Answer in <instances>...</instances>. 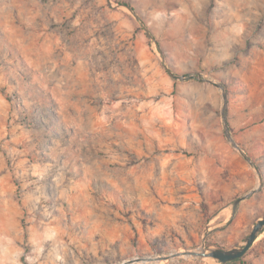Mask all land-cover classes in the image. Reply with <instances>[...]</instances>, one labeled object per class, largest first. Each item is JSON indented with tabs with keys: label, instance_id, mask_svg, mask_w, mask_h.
<instances>
[{
	"label": "rangeland",
	"instance_id": "1",
	"mask_svg": "<svg viewBox=\"0 0 264 264\" xmlns=\"http://www.w3.org/2000/svg\"><path fill=\"white\" fill-rule=\"evenodd\" d=\"M92 211L85 264L243 244L264 217V0H0V264H61ZM226 264H264V232Z\"/></svg>",
	"mask_w": 264,
	"mask_h": 264
},
{
	"label": "crops",
	"instance_id": "2",
	"mask_svg": "<svg viewBox=\"0 0 264 264\" xmlns=\"http://www.w3.org/2000/svg\"><path fill=\"white\" fill-rule=\"evenodd\" d=\"M90 221H87L86 225L77 224L74 227H66L62 229V234L67 235L68 239L65 242L61 238V248L59 251L61 264H72L70 262L75 259L74 264H85V256H89L91 252L92 258H99L101 255V237L107 233V228L103 227L95 218L96 212H90ZM72 236V237H71ZM89 242L90 246H86L85 242ZM75 242V243H74ZM71 243L75 246L71 245ZM72 246V247H71ZM55 249L51 251L47 249L46 260L43 264H57V258L55 256ZM108 252V251H107ZM106 252V253H107ZM87 253V255L85 254Z\"/></svg>",
	"mask_w": 264,
	"mask_h": 264
},
{
	"label": "water",
	"instance_id": "3",
	"mask_svg": "<svg viewBox=\"0 0 264 264\" xmlns=\"http://www.w3.org/2000/svg\"><path fill=\"white\" fill-rule=\"evenodd\" d=\"M126 7V6H125ZM173 78L175 79H183L186 77L192 78L193 76H177L171 74ZM232 146L239 150L238 146L231 140V138L228 136ZM240 151V150H239ZM245 159L250 162V159L244 155ZM261 187V184L257 187V189L252 190L247 195L238 198L233 203V210L236 209L237 205L247 197L251 196L255 192L259 190ZM264 232V217L259 218L252 226L249 234L244 238L243 244L238 245L236 247L230 248V249H221V248H209V247H202L199 252L196 251H185L186 253L181 254H170L168 256H157V257H136L134 260H129V263L137 262V263H143V262H159V261H167L171 258L175 257H181V256H189V257H198V258H210L213 260L218 261L220 264H226L229 262H233L235 260H238L242 258L246 252L250 249V247L253 245L255 240L258 238L259 235H261ZM121 264H125V261H123Z\"/></svg>",
	"mask_w": 264,
	"mask_h": 264
},
{
	"label": "bare ground",
	"instance_id": "4",
	"mask_svg": "<svg viewBox=\"0 0 264 264\" xmlns=\"http://www.w3.org/2000/svg\"><path fill=\"white\" fill-rule=\"evenodd\" d=\"M201 249H199L198 251H196V252H199ZM183 253H186L185 251L184 252H182V251H179V252H173V253H171V254H183ZM183 257H189V256H183ZM135 258H132V259H129V260H134ZM129 260H125V264H144V263H147V262H143V263H137V262H132V263H129ZM155 263V262H154ZM121 264V263H120Z\"/></svg>",
	"mask_w": 264,
	"mask_h": 264
},
{
	"label": "trees",
	"instance_id": "5",
	"mask_svg": "<svg viewBox=\"0 0 264 264\" xmlns=\"http://www.w3.org/2000/svg\"><path fill=\"white\" fill-rule=\"evenodd\" d=\"M120 4H122V5H124V6H128V7H129V5H127L126 3H120ZM235 261H240V259H238V260H235Z\"/></svg>",
	"mask_w": 264,
	"mask_h": 264
}]
</instances>
